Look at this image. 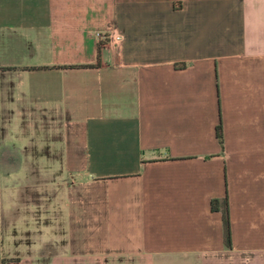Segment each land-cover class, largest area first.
<instances>
[{
    "label": "crops",
    "instance_id": "1",
    "mask_svg": "<svg viewBox=\"0 0 264 264\" xmlns=\"http://www.w3.org/2000/svg\"><path fill=\"white\" fill-rule=\"evenodd\" d=\"M2 134L6 264H264V0H0Z\"/></svg>",
    "mask_w": 264,
    "mask_h": 264
},
{
    "label": "rangeland",
    "instance_id": "2",
    "mask_svg": "<svg viewBox=\"0 0 264 264\" xmlns=\"http://www.w3.org/2000/svg\"><path fill=\"white\" fill-rule=\"evenodd\" d=\"M15 141V140H14ZM9 136L4 137L3 134L0 136V146L9 145ZM26 144V138L20 137L19 141L15 142V145L20 148ZM9 154H0V264H6L4 259L8 253L9 248V232L11 228L10 213L15 202L13 199V191L11 189L12 184L18 182L21 183L27 177L26 169L11 170L8 166ZM14 155L20 158V154L15 153ZM16 173V175H15ZM17 180V181H16Z\"/></svg>",
    "mask_w": 264,
    "mask_h": 264
},
{
    "label": "trees",
    "instance_id": "3",
    "mask_svg": "<svg viewBox=\"0 0 264 264\" xmlns=\"http://www.w3.org/2000/svg\"><path fill=\"white\" fill-rule=\"evenodd\" d=\"M215 135L218 139V131L216 128ZM210 208L214 210H220L221 216H222V231H223V237L225 242L228 244L229 239V229H228V216H227V208H226V202L225 199L222 198L220 200L212 199L210 201Z\"/></svg>",
    "mask_w": 264,
    "mask_h": 264
},
{
    "label": "built area",
    "instance_id": "4",
    "mask_svg": "<svg viewBox=\"0 0 264 264\" xmlns=\"http://www.w3.org/2000/svg\"><path fill=\"white\" fill-rule=\"evenodd\" d=\"M117 38H118V35H114V36H113V39H117Z\"/></svg>",
    "mask_w": 264,
    "mask_h": 264
}]
</instances>
